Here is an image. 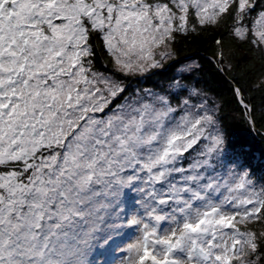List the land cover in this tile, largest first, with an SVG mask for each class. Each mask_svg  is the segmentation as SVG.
<instances>
[{"label":"snow or ice","instance_id":"obj_1","mask_svg":"<svg viewBox=\"0 0 264 264\" xmlns=\"http://www.w3.org/2000/svg\"><path fill=\"white\" fill-rule=\"evenodd\" d=\"M213 29L205 58L254 128L234 77L259 60L264 93V0H0V264H264V176L199 53L132 83Z\"/></svg>","mask_w":264,"mask_h":264},{"label":"trees","instance_id":"obj_2","mask_svg":"<svg viewBox=\"0 0 264 264\" xmlns=\"http://www.w3.org/2000/svg\"><path fill=\"white\" fill-rule=\"evenodd\" d=\"M218 35V31L213 29L210 32L200 36H192L188 38H178L176 44L177 63L175 60L167 61L160 69H153L145 77L139 80H134L132 83L135 86L139 84L143 87L166 86L167 81L183 67L184 64L191 61L185 60V57L193 56V53L199 55L193 58L198 60L202 69L195 73V78L200 81L199 86L210 91L213 98L222 102V117L223 125L226 132L231 137L234 145H245L255 157L254 166L256 168L254 179L259 181L260 176H264V165L261 161L264 160V115L261 114L264 108V93L253 91L250 88V83L262 70L259 60L242 61L244 71L242 74H236L234 77L238 81L239 86L244 91L246 102L256 108L255 127H250L247 121L242 116V107L237 102L233 95L232 84L225 75L217 72L215 68L207 61L205 57L211 54V46L213 39ZM244 47L237 48V53H243ZM96 63L99 64L102 71L110 70L107 64L105 53L98 50ZM124 239H127L125 237Z\"/></svg>","mask_w":264,"mask_h":264},{"label":"flooded vegetation","instance_id":"obj_3","mask_svg":"<svg viewBox=\"0 0 264 264\" xmlns=\"http://www.w3.org/2000/svg\"><path fill=\"white\" fill-rule=\"evenodd\" d=\"M99 66H100V65H99V64H97V67H98V68H100Z\"/></svg>","mask_w":264,"mask_h":264}]
</instances>
